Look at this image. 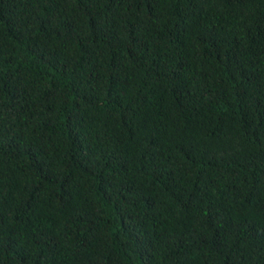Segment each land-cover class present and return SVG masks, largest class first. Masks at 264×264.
Returning a JSON list of instances; mask_svg holds the SVG:
<instances>
[{"label": "trees", "instance_id": "1", "mask_svg": "<svg viewBox=\"0 0 264 264\" xmlns=\"http://www.w3.org/2000/svg\"><path fill=\"white\" fill-rule=\"evenodd\" d=\"M0 264H264V0H0Z\"/></svg>", "mask_w": 264, "mask_h": 264}]
</instances>
